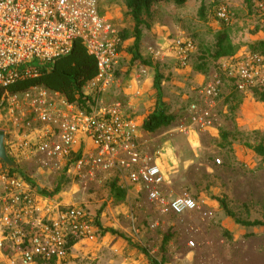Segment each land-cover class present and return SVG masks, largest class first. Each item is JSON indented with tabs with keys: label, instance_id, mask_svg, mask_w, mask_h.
Returning <instances> with one entry per match:
<instances>
[{
	"label": "rangeland",
	"instance_id": "rangeland-1",
	"mask_svg": "<svg viewBox=\"0 0 264 264\" xmlns=\"http://www.w3.org/2000/svg\"><path fill=\"white\" fill-rule=\"evenodd\" d=\"M258 2L158 3L151 8L150 18H144L148 27L141 28L139 49L134 53L133 23L123 0L100 1L102 13L123 37L114 80L127 87L134 75L147 82L158 79V89L150 82L146 87L152 105L146 110L138 106L134 116L145 144L143 153L147 157L160 153L154 162L163 172L167 199L187 195L195 209L177 216L162 214L143 192H129L116 201L109 192L110 184L118 180L112 172L73 178L65 166L17 162L18 175L40 195L84 207L99 224L94 241L79 243L65 260L47 264H264V229L234 223L219 203L223 200L235 219L264 221V157L253 151L264 147V86L240 92L229 75L232 65L250 54L253 44L264 41V10ZM219 8L226 9L227 21L217 18ZM222 33L234 53L214 59ZM178 38L190 39L195 46L184 68L170 50ZM262 64L264 70V56ZM225 65L230 67L224 70ZM217 81L218 96L202 97L203 89ZM116 91L114 85L112 92ZM177 92L181 93L178 97ZM114 102L120 98L105 104ZM191 105L197 107L195 116ZM157 108L174 120L152 133L144 131L143 122ZM204 112L210 124L200 127L193 117ZM167 233L169 242L163 248ZM2 252L3 257L10 255L8 249ZM0 264L5 262L0 259Z\"/></svg>",
	"mask_w": 264,
	"mask_h": 264
},
{
	"label": "built area",
	"instance_id": "built-area-1",
	"mask_svg": "<svg viewBox=\"0 0 264 264\" xmlns=\"http://www.w3.org/2000/svg\"><path fill=\"white\" fill-rule=\"evenodd\" d=\"M100 1L0 0V90L37 77L67 55L76 40L96 61L95 78L81 90L82 105L43 88L0 92V129L6 133L7 154L15 163L36 160L65 166L73 178L95 171L115 173L117 185L126 193L143 192L162 214L182 215L195 209L194 201L187 195L167 199L164 175L154 162L159 152L144 155L137 143L138 126L126 116L122 103L103 102L123 41L116 25L102 13ZM257 6L263 11L264 0ZM216 16L227 21L226 9L219 8ZM170 50L184 68L195 46L190 39L178 38ZM262 63V56L250 53L232 65L229 75L238 91L264 86ZM219 86V81L207 85L201 96L217 97ZM189 110L197 114L195 105ZM209 118L204 112L193 121L205 127ZM4 167L0 168V250H9L7 264L58 263L77 244L97 238L98 222L88 209L46 198Z\"/></svg>",
	"mask_w": 264,
	"mask_h": 264
},
{
	"label": "trees",
	"instance_id": "trees-1",
	"mask_svg": "<svg viewBox=\"0 0 264 264\" xmlns=\"http://www.w3.org/2000/svg\"><path fill=\"white\" fill-rule=\"evenodd\" d=\"M158 3H172L176 6H182L186 0H123L126 14L131 18L133 23L132 35L134 53L138 51L142 36L141 28L148 27L144 18H150L151 8ZM121 35V34H120ZM123 39V37H121ZM234 48L225 33L219 35L216 50L213 54L214 59L228 58L233 56ZM251 54L264 56V41L253 44L250 47ZM135 58H138L135 55ZM96 76V61L89 55L80 40L74 41L71 51L58 59L50 66L40 71L37 77L32 79L17 81L0 92L6 91L9 94L26 92L31 88H43L47 91L56 92L62 95L68 103L82 105L84 103L81 94L85 84ZM154 87L158 89V79H155ZM159 103H157L158 106ZM174 120L173 116L165 115L158 108L144 121L142 128L144 131L152 133L161 127L168 126ZM258 156L264 157V147L258 146L253 148ZM8 173H17V171L8 170ZM110 195L116 200L121 201L125 198L126 192L119 188L116 180L109 187ZM224 214L233 219L234 223L243 227H261L264 229V221L246 222L235 219L234 215L227 208L223 200H219ZM99 228V224L97 223ZM103 233V232H102ZM169 242L168 233L164 235L162 247L164 248ZM65 260V259H64ZM55 263V262H51ZM64 263V262H63Z\"/></svg>",
	"mask_w": 264,
	"mask_h": 264
},
{
	"label": "crops",
	"instance_id": "crops-1",
	"mask_svg": "<svg viewBox=\"0 0 264 264\" xmlns=\"http://www.w3.org/2000/svg\"><path fill=\"white\" fill-rule=\"evenodd\" d=\"M141 32H142V30H141ZM223 59H225V58H223ZM142 72L147 73V71L145 69H143ZM121 82H122L121 80H116V79L113 81L108 93L103 98V102L105 104V103H107V100H111V98H112V100H114L116 98H120V102L123 105V109H124V112H125L126 116L129 119H132L136 123V125L139 126L138 118L134 117V116L138 114L137 113L138 112L137 111L138 106L140 108H143L142 110H146L152 105L151 101H150V96H149V94L146 93L147 92L146 91V89H147L146 87H147V84L149 82H150V85L152 87L153 83H155V79L151 78V80H149V82H147L144 79H141V76L134 75L131 78V81L129 82V85L127 87L121 86L122 85ZM114 85L117 88V91L115 93L112 92V88H113ZM110 93H112L113 95H110ZM180 94H181L180 92H177V97ZM141 137H142V135L140 134L139 127H138L137 143L139 144L140 148L143 151V149H145V144L142 143V138ZM166 145H168L169 154L171 155L170 143H167ZM159 155H160V153H159ZM2 166L3 165L0 163V168H3ZM0 185H1V183H0ZM129 192L135 193L136 190L135 189H131V191H129ZM129 192H127L125 194L128 195ZM68 205H70V204H68ZM0 259L3 260L5 262V264H7V258L3 257V252L1 250H0Z\"/></svg>",
	"mask_w": 264,
	"mask_h": 264
},
{
	"label": "water",
	"instance_id": "water-1",
	"mask_svg": "<svg viewBox=\"0 0 264 264\" xmlns=\"http://www.w3.org/2000/svg\"><path fill=\"white\" fill-rule=\"evenodd\" d=\"M5 138H6L5 131L0 129V163L11 171H18L19 167L14 161H12L9 158L7 154L5 141H4Z\"/></svg>",
	"mask_w": 264,
	"mask_h": 264
}]
</instances>
